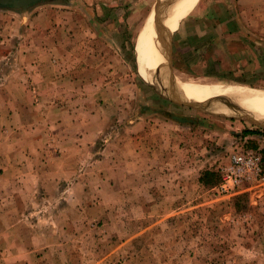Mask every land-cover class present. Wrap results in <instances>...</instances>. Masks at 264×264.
<instances>
[{
    "label": "rangeland",
    "instance_id": "1",
    "mask_svg": "<svg viewBox=\"0 0 264 264\" xmlns=\"http://www.w3.org/2000/svg\"><path fill=\"white\" fill-rule=\"evenodd\" d=\"M119 1L57 0L23 14L0 10V264H264V183L221 189L222 170L234 153L264 150L254 149L258 141L250 136L255 135L246 138L244 133L261 131L257 136L264 137V128L241 112L217 110L225 106L219 100L182 105L145 81L135 43L150 13L147 6L158 0H132L131 13L120 9ZM223 3L229 7L228 21H237L242 35L264 39V0H193L171 20L161 71L198 85H244L233 79L239 78L238 63L245 64L249 52L238 62L222 44L213 53H200L207 43L198 42L195 53L185 41V35L211 33L207 20L216 23L215 16H223ZM105 5L125 13L124 31L133 33H99L106 26ZM39 12L45 13L41 21L46 31L31 35ZM58 25L66 30L56 36L59 51L54 52L48 27ZM242 40L231 34L227 42ZM40 53H45L42 61ZM218 70H231L235 78L222 80ZM39 75L45 81L62 80L49 84V90H70L78 82L88 95L96 90L94 81L98 89H106L114 80L108 96L80 99L84 110L79 123H88L92 143L68 156L74 161L73 174L62 181L58 196L26 189L8 177L25 168L40 170V154L55 156L62 150L57 143L66 136V127L46 126L44 110L52 104L39 99ZM255 89L264 90V83ZM14 110L23 113L13 115ZM249 115L260 116L255 111ZM82 136L68 135L75 140ZM138 136H144L145 149L160 144L157 156L139 154ZM102 158L113 162H95ZM82 169L112 177L82 176ZM206 171L219 176L214 185L201 183Z\"/></svg>",
    "mask_w": 264,
    "mask_h": 264
},
{
    "label": "crops",
    "instance_id": "2",
    "mask_svg": "<svg viewBox=\"0 0 264 264\" xmlns=\"http://www.w3.org/2000/svg\"><path fill=\"white\" fill-rule=\"evenodd\" d=\"M220 2V1H219ZM156 3V2H155ZM150 6H147L148 8V11L152 10L154 4ZM133 4V1L132 0H127V2H124V0H120L119 1V6L120 9H124L125 13L127 11H129L131 13V11H134V7L131 6ZM124 6V7H122ZM216 6H219V5H216ZM113 7V6H112ZM223 8V16L224 17V20L222 23L219 22V23H215L213 18L207 20V22H210L212 25L211 27V33L207 32V33H204L202 32L201 34H198V33H195L197 34L199 37L202 38L201 41H204V36H208V35H212L213 33L214 34H217L218 38L216 40V43L217 45L218 44H222L224 43V41H228V36H231V34L225 32L226 30V27H225V24L228 23V19H230V16L228 14L229 12V7L226 3H223V5L221 6ZM104 19H105V27L104 29L99 32V33H103L104 35H124V34H127V33H133L132 30L130 31H124V18H127V15L124 13L123 16H121V14H118V11L115 9V8H108L107 5H105V8H104ZM114 11V14L111 13ZM150 14V13H149ZM43 17H45V13L44 12H39L38 14H36V16L34 17V20H32V23H31V35H39L40 33H44V31H46L42 26L44 24H42V19ZM148 17V16H147ZM216 17V16H215ZM108 20V21H106ZM116 20H118V22H116ZM209 20H213V23ZM115 21V22H114ZM216 21V19H215ZM41 22V23H39ZM206 22V24H207ZM53 23V22H52ZM55 24L59 23V22H54ZM53 25V24H52ZM208 26V25H207ZM213 26H216V31H213L214 27ZM50 29V32L51 33V39H50V43L53 44L52 45V48L56 46L57 44V38L56 36L63 32L64 30H66L65 26H63L62 28H60V26L58 25L57 27H48ZM213 28V29H212ZM43 29V30H42ZM238 32H234L232 33V35H240V38L242 39H245L246 38H250L249 41L251 40H255V36L253 35H245L244 34L242 35V32H241V26H238ZM95 33L96 34H99L98 31L95 30ZM189 35V34H188ZM137 39V38H136ZM182 39H183V36H182ZM185 41L186 43L192 47V49L194 50L195 53H198L196 52L198 50V47H194V46H191L189 44V41H190V37L188 38V36L185 35ZM227 43H230L227 42ZM40 44V42L38 43ZM224 46V45H223ZM246 46H249L250 47V43H246ZM255 47V46H253ZM202 49L199 51L200 53H203L204 51H206L205 49L207 48V46H203L201 47ZM58 49L59 51V48L58 47H55L54 49H51V51H56ZM225 51H232L235 52V56H232L233 58H238V62L239 61H242V60H245L246 56H247V52H249L248 54V61H246L245 64H242V62L238 63L239 67H241V70L242 72H239L240 76H239V80H243V81H253V82H258V83H264V78L262 77H256L258 72L261 73L260 71H258L256 73V70L258 69V64H257V60H256V50L254 48V50H248L247 52H245V50L241 47L237 48V49H234L232 50L231 48H227V47H224ZM257 49V48H256ZM41 50V49H39ZM45 52H46V49H45ZM199 53V55H200ZM259 53H262L261 51L259 52L258 51V54ZM45 53H40L39 54V59L42 61V57L44 56ZM38 55V54H37ZM220 55V54H219ZM35 57L34 55H30V58L31 57ZM217 58H218V54H217ZM36 63H38V60L36 61ZM235 66V69H238V65L237 63L234 64ZM39 67H41V63H39L38 65ZM46 65H44L45 67ZM264 71L262 70V73ZM243 74V75H242ZM42 78L40 75H39V83H40V95H39V99L41 100H45L47 102H49L50 104H52V106L50 108H46L44 110V115H46V120H45V124L46 126H48V124H58V127L59 128H65L66 127V130H64L63 135H66L64 138H63V141H60L59 143H57L58 145H60V148L62 149L61 150V153L59 154H55V156H51V155H47L46 157L41 155L40 154V157H41V165H42V168L40 170H34V169H28V168H25L24 170H19V171H15L13 173H8V177H11L12 179H18L19 182H22L23 183V187L26 188V189H38L41 191H46L48 194H53L55 196H58L59 193L62 191V187L60 186L62 184V181L63 180H67V179H70V175L73 174V168H74V161L73 159H70L69 160V157L71 154H75V152L79 153L81 151H83V149H88V148H85L86 146H88V143H92L91 142V139H89L90 135H87V132L89 130V127H87L88 123H85L84 121L79 123V119H80V112L83 109L82 106H78L79 103H80V99H83L88 97L89 99L93 98V97H96L97 94L101 95V96H108V92H112L114 91L113 89L110 88L111 84H112V80L110 83H107L106 84V89H98V84H97V81H94V87L96 88V90H94L91 93H86V89L83 91L81 89H78V87H80L78 85V82H73L75 85L74 87H72V89L70 90H65V89H61V90H58L55 87H52V89L49 90V84H58V82H62V80H58V78H54L52 79L51 81H45L44 79H40ZM260 78V79H259ZM79 81V80H78ZM188 83H191V82H188ZM194 84V83H193ZM214 84H218V83H214ZM241 84V83H240ZM198 85V84H197ZM208 85H213V84H208ZM208 85H202V86H208ZM226 85H229V84H226ZM233 85V84H231ZM230 86V85H229ZM240 86H245V85H240ZM43 87V88H42ZM247 87H250V86H247ZM104 88V87H103ZM255 88V87H254ZM202 94L204 96H202ZM189 95V94H188ZM192 95L193 97L195 98H199L202 96V98H207V97H212L214 95H205L204 93H193V94H190ZM98 97V96H97ZM217 97H222V96H217ZM60 100V101H59ZM60 103H59V102ZM63 101V102H62ZM19 111L21 110H14L13 111V115H19ZM23 112L21 111V114ZM94 113H95V110H94ZM51 114H54L56 116H53L54 119H50L49 116H51ZM86 114L88 115L89 119L92 118V111H88L86 112ZM95 114H98L97 112ZM260 116H257V117H261V116H264L262 113L259 114ZM96 119V118H95ZM140 123H137V126H136V129L139 130L140 127H139ZM94 127V126H93ZM155 127V125H154ZM85 130V132H80V131H83ZM70 133H75L76 135L77 134H83L82 138H78L77 140L73 139V137H68V135ZM139 138V144L142 146L141 148H138L139 149V154H142L144 156H146L148 154V152L150 151L152 153V155L154 156H157V149L160 144H156L155 147L153 148V150H151V148H147L145 149V143H143L144 141V136H138ZM248 138V137H246ZM250 138L254 141H258V143H254V149L256 150H263L264 148V137H261V136H250ZM49 144V143H48ZM46 146V145H45ZM82 147V148H81ZM263 147V148H262ZM49 148V147H48ZM50 151V149H48ZM264 151V150H263ZM26 164H30L31 165V160H26ZM97 164L99 165H102L103 163H111L113 162L111 159H108V158H102L101 161L97 162L95 161ZM128 164L129 165H132L134 164V161L133 160H130L128 159ZM140 163V162H138ZM142 163L145 164V157L142 159ZM88 171H85L84 169L80 170V173H82V176H85L86 174H89L90 176L89 177H95V176H100L101 178H106V179H110L112 176H107V174H102L101 172H99L98 174L95 172V171H92L91 172V169L89 170V173H87ZM128 172H130V170H128ZM131 173V172H130ZM130 176V174L128 175V177ZM29 183H32V184H29ZM81 183H79L80 185Z\"/></svg>",
    "mask_w": 264,
    "mask_h": 264
},
{
    "label": "bare ground",
    "instance_id": "3",
    "mask_svg": "<svg viewBox=\"0 0 264 264\" xmlns=\"http://www.w3.org/2000/svg\"><path fill=\"white\" fill-rule=\"evenodd\" d=\"M192 1L193 0H158L154 4L145 24L137 36L135 43L140 76L145 81H148L149 84L156 87L161 94L178 98L182 102L185 101L181 100L178 96L183 95L182 97H184L188 102L202 104L208 100L212 101L214 99H219L223 101L227 109L222 105V107L220 106L217 110H234L223 112L236 111L246 114L255 111L264 115V90L262 89H255L240 85L223 86L213 83V85L202 86L178 81L177 79H173V77L168 73L161 71V68L164 67L162 65L164 55H166L164 45H166V40L168 41V36L171 31V20L177 19V17L182 14L186 6L188 7ZM164 33H166V36L158 41V37L161 35L163 36ZM193 93H204L206 96H214L210 98H202V96H204L202 94L201 97L195 98L190 95ZM200 99H203L204 101H200ZM236 101L243 102V106ZM253 118L261 125L264 124V116H255Z\"/></svg>",
    "mask_w": 264,
    "mask_h": 264
},
{
    "label": "trees",
    "instance_id": "4",
    "mask_svg": "<svg viewBox=\"0 0 264 264\" xmlns=\"http://www.w3.org/2000/svg\"><path fill=\"white\" fill-rule=\"evenodd\" d=\"M215 19H216V23H219V22L222 23L223 21H225L224 17L216 16ZM213 27L216 28V26H213ZM225 27H226L225 32H227L229 34H232L234 32H238V30H239L237 21H232V22L229 21L228 23L225 24ZM217 38H218L217 34H212V35L204 36L205 40L201 41L202 40L201 37H199L197 34H193V35L190 36L189 44L191 46H195L194 44H196L198 42H206L207 43L206 50L208 52L213 53L212 52L213 47L217 46V43H216ZM249 39L250 38H246L245 37V39L242 40L243 41L242 44H241V42H239V43H227V41H224L223 45H224V47H227V48L231 47L232 50L241 47V48H243L245 50V52H247L248 50H254V48H255V50H256L255 53L257 55L256 56V60H257V64H258V69H257L256 73L258 71L262 72V70L264 71V39L258 40V39L255 38V40H251V41H249ZM247 42L250 43V47L249 46H247V47L245 46ZM253 46H255V47H253ZM258 51L259 52L261 51L262 53L258 54ZM232 56L236 57L235 56V52L232 53ZM203 58L204 59H208V55L203 56ZM237 60H238V58H237ZM212 62L214 63V61H212ZM217 63H218L217 65H219L221 67L220 62H217ZM211 65H214V64H211ZM217 72H218L217 73V75H218L217 77L221 78L222 80H228V79H231V78H235V75H236L231 70L230 71H226V72L224 71L225 74L220 73L219 70ZM208 75H211V74H208ZM255 75H257L256 77H259V72L257 74H255ZM239 79L240 78H237V79L235 78L233 80L237 81L238 83H241V84H244V85H248L250 87H255V85H258V82L243 81V80H239ZM259 133H261V131H246L244 133V136L247 137V136H250V135H259ZM262 133L264 134V131ZM253 148H255V147L253 146ZM262 156H263V159H264V151H262ZM218 180H219V176L217 174H215L214 172H209V171L204 172L202 177H201V183L203 185H205V186L214 185Z\"/></svg>",
    "mask_w": 264,
    "mask_h": 264
},
{
    "label": "built area",
    "instance_id": "5",
    "mask_svg": "<svg viewBox=\"0 0 264 264\" xmlns=\"http://www.w3.org/2000/svg\"><path fill=\"white\" fill-rule=\"evenodd\" d=\"M221 189H235L251 183H264V159L261 151L236 152L226 169L222 170Z\"/></svg>",
    "mask_w": 264,
    "mask_h": 264
},
{
    "label": "water",
    "instance_id": "6",
    "mask_svg": "<svg viewBox=\"0 0 264 264\" xmlns=\"http://www.w3.org/2000/svg\"><path fill=\"white\" fill-rule=\"evenodd\" d=\"M51 1H57V0H0V10H16L23 14V13L29 12L32 9V7L36 6L37 4L44 3V2H51ZM171 59H172V51H171V46H170V52H169V64H170L169 67L170 68L172 67ZM170 98L173 101H176L182 105H189L193 107L202 105L201 103L182 102L178 100V98H174V97H170ZM214 100H219V99H214ZM219 101L222 104H224L222 100H219ZM208 103H211V102H208ZM243 114L246 115V117L249 120H251L254 124H257L261 126L262 128H264V126L258 123L252 116L246 113H243Z\"/></svg>",
    "mask_w": 264,
    "mask_h": 264
}]
</instances>
